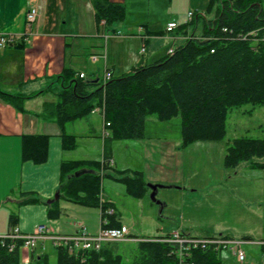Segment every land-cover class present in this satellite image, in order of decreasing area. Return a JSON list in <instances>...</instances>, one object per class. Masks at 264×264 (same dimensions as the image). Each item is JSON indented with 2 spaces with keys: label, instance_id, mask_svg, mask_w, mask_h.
I'll return each mask as SVG.
<instances>
[{
  "label": "crops",
  "instance_id": "crops-1",
  "mask_svg": "<svg viewBox=\"0 0 264 264\" xmlns=\"http://www.w3.org/2000/svg\"><path fill=\"white\" fill-rule=\"evenodd\" d=\"M111 1L123 3L126 15L124 20L114 24L115 31H109V34L102 23L96 21L95 0H0V34H10L16 39L15 44L0 49V90L24 97L20 106L0 98V235L12 228L9 224L12 213L18 216L16 227L21 232H31L37 225L46 224L54 233L71 234L81 225L90 233H96L102 221L100 206L75 202L61 190L65 183L63 162L82 160L99 163L93 170L100 175V204L108 202L113 206L121 225L127 228L133 238H155L180 231L191 236H208L220 232L234 237L264 239V216L257 215L254 213L256 210L250 208L263 199L264 184L261 180H264V168H254L245 162L246 167L258 171L253 176H258L259 183L241 189L242 195H239L228 181L232 180V176L226 172L229 168L224 166L222 174V164L216 166L215 162L212 163V153H208L209 165L198 164L195 162L198 144L184 146L182 135L181 138L169 137L162 124L147 134L145 129L142 139L109 140L103 137L105 120L98 112H91L63 126L56 118L44 116L45 104L56 97L49 87L65 69L74 71L76 76L84 73L87 80L95 82L99 79L102 81L107 70L112 73V77L128 74L141 63H151L165 56L171 47L185 41L186 34L181 31L172 34L166 32L169 22L183 24L189 11L205 12L209 4V0ZM143 2H146L144 9L147 13L139 17L132 16V10L141 8ZM31 6L37 8L38 20L30 33L26 14ZM103 39L108 40L105 52ZM144 42L146 51L142 53ZM147 121L152 123L159 119L154 115ZM64 134L75 136V145H71V140L66 141ZM30 135L48 137L46 159L43 162L23 157L24 137ZM108 150L113 164L105 170L103 159ZM241 164L235 169H239ZM212 169L218 170V185L212 183L215 179L210 177ZM123 170L140 171L147 183L162 184L158 193L167 195V198L170 189L180 191L183 195L204 189L202 193L209 195L221 188L223 195L242 208L243 220L248 219L244 216L246 212H251L250 216L257 217L258 224L223 226L221 219L194 228L185 225L184 221L165 222L167 218L161 216H171L169 205L174 202L161 197L164 203L160 211L159 205L150 199V189L147 188L141 198L130 195L126 184L119 179L122 176L119 172ZM224 181L226 184L223 185ZM251 190H255L252 195ZM56 194H59V198L55 200ZM48 200L53 201L48 203ZM50 204L58 208V217L49 216ZM136 216H160V220L157 222L153 218L152 233H144L148 229L144 227L146 225H141L143 220H137ZM236 217L240 219L241 216ZM98 218L100 226L95 231L93 220L97 221ZM222 229L228 231L221 232ZM47 243L52 245L46 239L39 241L33 250L20 249L21 264L32 262L33 254L47 253ZM43 244L45 250L41 248ZM251 245L260 248L257 260L264 264L263 247Z\"/></svg>",
  "mask_w": 264,
  "mask_h": 264
},
{
  "label": "trees",
  "instance_id": "trees-1",
  "mask_svg": "<svg viewBox=\"0 0 264 264\" xmlns=\"http://www.w3.org/2000/svg\"><path fill=\"white\" fill-rule=\"evenodd\" d=\"M95 11L98 24L105 20L106 31H115L113 25L126 15L125 5L111 0H95ZM177 30L189 35L173 47V52L151 63H141L132 72L112 77L105 84L100 79L87 80L65 69L54 82L58 99L46 103L44 116L56 118L63 126L89 115L96 105H104V120L110 123L109 140L144 138L146 121L151 115L161 121L179 115L184 146L199 140L224 139L232 109L248 103L264 105V0H209L205 12H196L191 21L181 24ZM0 98L18 106L24 99L20 94L1 90ZM47 138L46 135L25 136L24 159L43 162ZM64 139L75 145V136L64 134ZM111 158L110 150L106 151L105 170L112 167ZM261 158H264V138L239 137L227 146L224 166L235 169L249 162L254 168H264ZM84 165L93 170L99 163L63 162L62 192L75 202L100 206L103 225L121 227L113 206L108 202L100 204L98 172L73 175ZM119 173L130 195L136 198L145 195L149 187L142 172ZM59 213L55 204L49 205L50 217L56 218ZM17 222V214L12 213L10 226H16ZM169 236L142 238L136 246L138 255L132 261H124L121 254L107 248L116 243L109 242L101 250L78 255L64 247L56 248L55 262L45 252L33 254L29 264H180L181 258L193 264H221V251L213 247L191 248L183 257L178 256V245L164 240ZM22 244V239L0 238V264H21Z\"/></svg>",
  "mask_w": 264,
  "mask_h": 264
},
{
  "label": "rangeland",
  "instance_id": "rangeland-1",
  "mask_svg": "<svg viewBox=\"0 0 264 264\" xmlns=\"http://www.w3.org/2000/svg\"><path fill=\"white\" fill-rule=\"evenodd\" d=\"M145 3L146 2L140 4L142 6L141 8L136 7L134 10H132L133 12L131 15L134 17H139L142 16L144 13H147L146 9H144V6H146ZM176 8L177 6L175 7L174 5V9ZM152 17L154 18V16ZM109 34H111V32H109ZM109 39L110 37H108V40ZM108 40L103 41V47H104L103 52H105L107 49ZM100 75H101L100 77L103 76V70H101ZM53 87H57V84L52 83L51 87H49L51 93L56 96L55 90L57 91V89H54ZM57 99L58 98L55 97L54 101H47V103L55 102ZM45 108H47V104H45ZM159 121H153L152 123L151 121H147L146 134L150 133L155 128L158 129L159 128L158 124H162L164 128V132L169 137L181 138V117L179 115L174 116L169 120L160 121L162 123H160ZM239 137L264 138V105H256V104L248 103L239 108L232 109L228 115L227 132L224 139L217 141L199 140L192 142L194 143V146H196L195 144H198L197 149H195V151H197L195 154V162L197 161L198 164L201 165L208 164V153H212V157H213L212 163L215 162L216 166L217 164L221 163L222 164L221 172L223 174L224 173L223 160H224L225 149L235 138H239ZM208 144H210V146H208ZM260 161H264V158H261ZM245 164L246 163L243 162L239 167V169H232V170L227 169L226 171L230 176H232V180H228L229 183L231 182L234 185L235 191L239 195H242L241 189L246 188L247 186H252V185L255 186V183H259L258 176H253V175H257L258 171H252L253 169L250 167H246ZM210 174H211L210 177L215 178L212 180L213 182L212 181L211 182L214 185H218V181H219V179H217L219 178L218 170L212 169V172H210ZM261 183L264 184V180H261ZM222 184L223 185L226 184V181L222 182ZM202 192H205V190L204 189L199 190L197 193H191V191H189L188 193H186V195H183L182 193H180V191H177L175 189H170L168 190L169 193L168 198L167 195L161 196L162 193L160 195L159 193H157L156 197L158 200L162 201V203H164V200L161 197L167 198L171 202H174V204L170 203L169 205L171 211L170 210L168 211L171 212V216H161V217L167 218L165 219V222L184 221L185 225L191 227L193 226L194 228L198 227L203 223H212L215 220H221V219H223L222 220L223 226L239 225V223H249L251 225L258 224L257 217L250 216L251 212H246L244 216H246V218L248 219L243 220L244 217L242 218L243 216V212L241 211L242 208L238 207L236 205L237 203H233L231 199L228 198L227 195H223V190L221 188L215 193H210L209 195L203 194ZM263 192L264 189H262V193ZM254 193L255 190L251 192V195ZM250 208L253 209V211L256 210L254 213H256L257 215L259 214L264 216V196L262 200L257 201L256 204L251 206ZM182 214H184V216ZM235 216H241V217L239 219L238 217L235 218ZM159 217L160 216H154V217L136 216V219L137 220L142 219L143 222L141 225L142 226L146 225L144 227L148 230H145L146 232L143 231L144 233H152L150 229L152 228V226H154V223H152V221L155 220L153 218H155L158 222V220H160L158 219ZM75 222L78 223L77 221ZM94 222H95V231H97L100 226L99 218L97 221L93 220V223ZM4 225H6V223ZM223 230L225 231L226 229H222L221 232H224ZM213 233L219 234L220 232H213ZM141 239L142 238L140 237H136V238L131 237L123 241H116V243L108 245L107 248L113 249L115 253L121 254L124 261H132L138 255L136 246L138 241H140ZM254 239L257 240L258 237H254ZM46 246H47L46 251L49 254V260L51 262H55L57 260V255H58L57 249L54 246L49 245L48 243L46 244ZM244 248L247 253V258L243 262H239L236 256L232 253V251L223 249L220 254L222 264H260L257 260L258 255L260 254V248L257 245H245Z\"/></svg>",
  "mask_w": 264,
  "mask_h": 264
},
{
  "label": "built area",
  "instance_id": "built-area-1",
  "mask_svg": "<svg viewBox=\"0 0 264 264\" xmlns=\"http://www.w3.org/2000/svg\"><path fill=\"white\" fill-rule=\"evenodd\" d=\"M196 12L193 10L189 11L186 22L191 21ZM38 20V10L35 6H31L26 14V23L27 29L31 33L33 25ZM102 25L105 24V20L101 21ZM181 24L176 21H171L166 26V32L168 34L174 33ZM188 35H185V40L188 38ZM146 37V36H144ZM146 40V38H145ZM15 37L10 34H0V49L7 46L15 44ZM146 51V43L142 45L141 52ZM169 53L173 52V47L168 50ZM81 78H86L84 73H80ZM112 78V73L106 71L104 78L102 80L105 84L108 80ZM92 112L100 113L104 118V105H96ZM106 129L103 132V137L107 138L109 136L108 127L110 123L105 121ZM109 164H113V159L109 160ZM108 212L111 213L112 209H108ZM104 224L107 223V220L104 219ZM0 238H16L22 239L23 244L21 249L25 248L27 250L35 249L39 241H44L46 239L50 240L52 245L55 248L64 247L71 254H80V252L91 251V250H101L104 244L109 242L123 241L128 238H131L129 231L126 227H107L101 223L99 230L96 233H90L86 227L80 226L74 233L71 234H61L51 232L49 227L46 224H39L31 232H21L16 226L12 227L8 233L0 235ZM164 240L169 242H174L178 245L177 254L180 257H183L191 248H205L213 247L216 250L222 251L227 249L232 251L236 256L239 262L245 261L247 258V253L244 248L245 245L259 244L263 247L264 254V239L255 240L251 237H234L225 234H214L208 236H191L186 235L180 231H175L170 234L168 238ZM13 246L11 247V249ZM42 250H45V245L41 246ZM180 264H193L189 261H184L180 259Z\"/></svg>",
  "mask_w": 264,
  "mask_h": 264
},
{
  "label": "water",
  "instance_id": "water-1",
  "mask_svg": "<svg viewBox=\"0 0 264 264\" xmlns=\"http://www.w3.org/2000/svg\"><path fill=\"white\" fill-rule=\"evenodd\" d=\"M92 171L93 170H91V169L81 168L79 170H76L73 175L76 176V177H78V176H80V175H82L84 173L92 172ZM147 186L150 189V195H149L150 196V199L152 201L156 202L159 205L160 211H161L162 208H163V203H162V201L158 200L156 196H157V193H158V189L160 187H163V185L162 184H156V183L148 182L147 183ZM58 198H59V194H56L55 200L58 199ZM52 201L53 200H48V203H51Z\"/></svg>",
  "mask_w": 264,
  "mask_h": 264
}]
</instances>
